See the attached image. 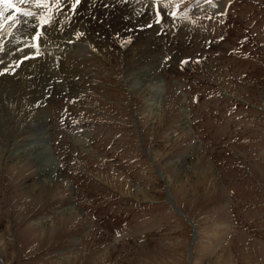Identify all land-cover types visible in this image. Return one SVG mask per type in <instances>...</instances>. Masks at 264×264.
Here are the masks:
<instances>
[{
  "label": "rangeland",
  "instance_id": "1",
  "mask_svg": "<svg viewBox=\"0 0 264 264\" xmlns=\"http://www.w3.org/2000/svg\"><path fill=\"white\" fill-rule=\"evenodd\" d=\"M11 4L0 264H264V0Z\"/></svg>",
  "mask_w": 264,
  "mask_h": 264
},
{
  "label": "bare ground",
  "instance_id": "2",
  "mask_svg": "<svg viewBox=\"0 0 264 264\" xmlns=\"http://www.w3.org/2000/svg\"><path fill=\"white\" fill-rule=\"evenodd\" d=\"M25 108H26L25 103H22L19 99L18 100L15 99V102L10 103V104H6V105L0 104V124H4L5 125V132H8V131L14 132L15 128H17V127H15L13 125V122L15 120H21L23 118V114H24ZM36 127H37L36 123L29 122L28 124H26L25 126H22L21 128L27 129V130H36V129H38ZM9 135H11V133ZM37 136L38 137L33 139V141H32L33 143L30 144V148H28L29 151H31V154L29 155L31 157L30 160L33 161L34 164L36 166H38V169L40 171H42L43 173H45V171H46V172H49L48 173L49 175H53V174L56 173V171H55L54 167L50 166L51 160H50V158L48 156V153H47L46 149L43 148V145H42V147H40L38 145L39 148L35 146L39 142V138L41 137V133H39V135H37ZM32 146H34V147L31 148ZM27 154H28V151H27ZM26 158H29V157H26ZM48 167L50 168L49 170L47 169ZM59 180L60 179L55 178V176H53V179H52V182H51L50 185L51 186L57 185ZM171 205L174 208H176V210H178V212H179L180 209L177 206L175 207L173 205V203H171ZM72 211H73V207L72 206H67L65 208V212L67 214L71 213ZM180 213L179 214L182 215L183 212L181 211ZM182 216H184V215H182ZM184 218H186V216H184Z\"/></svg>",
  "mask_w": 264,
  "mask_h": 264
},
{
  "label": "snow or ice",
  "instance_id": "3",
  "mask_svg": "<svg viewBox=\"0 0 264 264\" xmlns=\"http://www.w3.org/2000/svg\"><path fill=\"white\" fill-rule=\"evenodd\" d=\"M20 2L21 3H25V2H27V0H20ZM0 3H4V4H7L8 6H12L11 0H0ZM76 3H79V0H76ZM37 6H39V3L37 4ZM73 7H75V4L73 5ZM15 11L16 12H20L21 9L16 8ZM25 14L26 15H32L31 12H27ZM0 15H2V13H0ZM11 18H12L11 16L8 17V19H11ZM42 23H45L46 24V23H48V20H42ZM37 35H39V33Z\"/></svg>",
  "mask_w": 264,
  "mask_h": 264
},
{
  "label": "water",
  "instance_id": "4",
  "mask_svg": "<svg viewBox=\"0 0 264 264\" xmlns=\"http://www.w3.org/2000/svg\"><path fill=\"white\" fill-rule=\"evenodd\" d=\"M181 211L179 210V213H180ZM181 214V213H180ZM182 215H184L183 213H182ZM184 216H186V215H184ZM187 218V217H186Z\"/></svg>",
  "mask_w": 264,
  "mask_h": 264
}]
</instances>
